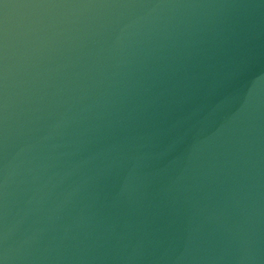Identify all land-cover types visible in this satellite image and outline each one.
Segmentation results:
<instances>
[{
    "label": "water",
    "instance_id": "water-1",
    "mask_svg": "<svg viewBox=\"0 0 264 264\" xmlns=\"http://www.w3.org/2000/svg\"><path fill=\"white\" fill-rule=\"evenodd\" d=\"M264 221V0H0V264H171Z\"/></svg>",
    "mask_w": 264,
    "mask_h": 264
}]
</instances>
